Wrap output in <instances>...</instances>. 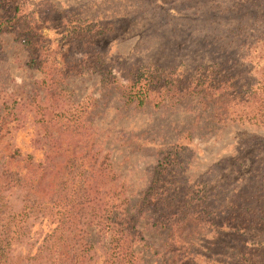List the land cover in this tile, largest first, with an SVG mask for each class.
Here are the masks:
<instances>
[{"label": "trees", "instance_id": "16d2710c", "mask_svg": "<svg viewBox=\"0 0 264 264\" xmlns=\"http://www.w3.org/2000/svg\"><path fill=\"white\" fill-rule=\"evenodd\" d=\"M142 1V10L164 20V23L184 21L180 13L185 9L192 12L191 21L195 24L192 45H203L201 52L208 50L212 59L205 65H196L192 75L150 74L133 65L119 72V64L115 67L104 64L90 44L92 39L107 33V25L89 23L79 26L70 34L72 41L79 42L78 65L97 78L98 95H94V103L116 92L122 109L194 107L206 115V130L210 131L227 123L264 126V68L263 76L258 79L249 67L243 68L247 59H240L264 44V38H258L264 35V0L249 1L228 12L214 11L213 6L219 3L217 0ZM177 2L188 5L183 4L185 8L169 14V6ZM19 16L18 6L0 0V34L14 33L17 36L24 33L22 43L30 51L27 66L40 69L42 84L47 85L40 96L37 91L32 92L27 102L30 107L33 105L31 110L35 109V123H40L48 135L52 116L45 121L48 116L43 108L44 94L55 96L53 99L57 100H50L53 103L58 101L62 94L57 88L62 79L54 68L52 73L46 74L51 69L47 65V55L34 44L33 29L28 25L19 26ZM257 22L260 24L257 27L259 33L254 29ZM86 110L80 108L69 114L74 116L66 127H71L75 134L86 129L84 125L89 127L85 116L90 113ZM16 120L13 116L7 122V116H0V131L7 133L11 128L7 124L11 122L13 127L18 126ZM77 137L73 152L79 157L60 158V161H55L57 155L48 154L54 145L47 141L49 146L43 161L51 166L49 172L52 173L54 189L45 204L39 197L37 199L36 189L45 192L50 177L47 168L41 169L42 175L34 185L29 173L24 177L19 171L11 170L0 153V264H186L194 257L190 250L181 253L180 248L192 245L197 227H217L220 224L230 227L238 224V219L254 225L262 224V240L255 237L248 246L240 243L238 250L232 252L234 260L229 264H264V203L259 208L245 204L249 197L260 199V185H256L255 190L251 187L248 192H243L234 184L220 203H216L215 194L225 182L221 181L209 190L191 192L190 187V191L178 188L170 180L175 176L172 168L180 147L162 148L158 150L160 157L156 159L148 186L134 206H130L117 174L107 162V153L100 152L101 148L95 146L92 136ZM121 144L131 149L134 147L130 141ZM253 147H259L263 153L264 140ZM15 156L16 150L8 158L11 160ZM28 159L29 155L23 161ZM257 178L255 175L254 181ZM143 213L155 214L151 228L158 231L161 239L158 246L136 229V217ZM46 215L54 226L32 253L20 255L17 246L27 242L29 227L33 226L29 221ZM221 218L224 221L220 222ZM92 231L96 246L90 237ZM231 249H234L233 245ZM205 264H210L209 260Z\"/></svg>", "mask_w": 264, "mask_h": 264}, {"label": "rangeland", "instance_id": "374dc122", "mask_svg": "<svg viewBox=\"0 0 264 264\" xmlns=\"http://www.w3.org/2000/svg\"><path fill=\"white\" fill-rule=\"evenodd\" d=\"M6 1L20 9L19 26L28 25L33 29L32 40L45 51L47 65L51 67L46 74L52 73L54 68L62 79L57 88L62 94L58 101L53 103L50 100L55 96L44 94L43 108L48 116L45 121L52 116L49 133L45 135L40 123H35V109L31 110L33 105L30 107L27 102L32 92L37 91L40 96L47 88L45 83L42 84L43 74L40 69L27 66L30 51L22 43L24 33L17 36L14 33L0 34V116H7V122L16 116L18 125L13 127L11 122L7 124L11 126L7 133L0 131V153L11 170L19 171L24 177L29 173L34 185L42 175L41 169L44 166L47 168L49 184L45 192L36 189L37 199L39 197L45 204L54 189L52 173L49 172L51 166L43 161L49 146L47 141L54 145L48 154L57 155L55 161H60V158L79 157L73 152L77 136H92L95 146L101 148L100 152L107 153V162L117 174L118 183L122 184L124 197L130 206H134L148 186L156 159L160 157L158 150L176 146L180 150L172 168L175 176L171 178L173 181L169 179L175 186L189 191L190 187L192 192L196 189L209 190L224 181L221 190L215 194V202L220 203L234 184L243 192H248L251 187L255 190L256 185H260V199L249 197L245 204L250 203L256 208L263 205L264 152L253 145L264 140V126L227 123L210 131L206 130V115L194 107L122 109L116 92L94 103L98 95L97 78L78 65L81 50L79 42L72 41L71 30L89 23H102L107 25V33L92 39L90 44L104 64L114 67L119 64V72L133 65L150 74L172 72L192 75L196 65H205L212 59L208 50L201 52L203 45H192L195 29L191 21L192 12L185 9L180 13L184 21L169 20L164 23V20L160 21L142 10V0ZM217 1L219 3L213 6L214 11L228 12L252 0ZM183 4L188 5L178 2L170 5L169 14L185 8ZM259 25L257 22L254 26L258 33ZM258 38L263 39L264 35ZM255 50L240 59H247L243 68L249 67V71L255 72L260 79L264 68V44ZM80 108L90 113L85 116L89 127L84 125L86 129L75 134L66 125L74 116L69 115L70 112ZM124 141L134 144L133 149L122 145ZM15 150L17 156L11 161L8 157ZM27 155L30 159L23 161ZM255 175L258 178L254 181ZM154 218L155 214L143 213L136 217L135 225L148 241L158 246L161 240L158 231L151 228ZM29 222H33V226L29 227L27 242L17 246L20 255L32 253L45 233L54 226L48 215ZM238 222L230 227H222L221 224L217 227H197L192 245L180 248L181 253L185 250L189 253L190 250L194 257L186 264H205L208 260L210 264H217L219 260L229 264L234 260L232 252L238 250L240 243L248 246L255 237L262 240V224L245 223L243 219H238ZM90 237L96 246L93 231ZM232 245L234 249H231Z\"/></svg>", "mask_w": 264, "mask_h": 264}]
</instances>
